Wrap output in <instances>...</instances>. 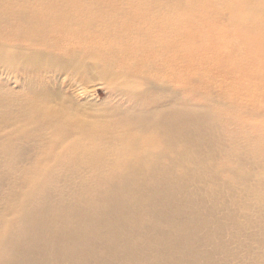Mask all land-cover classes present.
Wrapping results in <instances>:
<instances>
[{
  "label": "bare ground",
  "instance_id": "1",
  "mask_svg": "<svg viewBox=\"0 0 264 264\" xmlns=\"http://www.w3.org/2000/svg\"><path fill=\"white\" fill-rule=\"evenodd\" d=\"M0 264H264V0H0Z\"/></svg>",
  "mask_w": 264,
  "mask_h": 264
},
{
  "label": "rangeland",
  "instance_id": "2",
  "mask_svg": "<svg viewBox=\"0 0 264 264\" xmlns=\"http://www.w3.org/2000/svg\"><path fill=\"white\" fill-rule=\"evenodd\" d=\"M88 91L89 93L86 95V98H88L91 101L103 103V102H107L111 100V97L109 96L105 87L101 85L95 84V85L89 86Z\"/></svg>",
  "mask_w": 264,
  "mask_h": 264
}]
</instances>
